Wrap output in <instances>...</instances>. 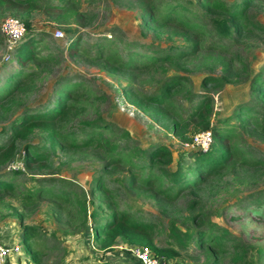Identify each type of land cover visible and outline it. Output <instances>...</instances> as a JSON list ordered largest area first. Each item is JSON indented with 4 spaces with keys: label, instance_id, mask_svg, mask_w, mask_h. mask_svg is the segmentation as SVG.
Returning <instances> with one entry per match:
<instances>
[{
    "label": "rangeland",
    "instance_id": "rangeland-1",
    "mask_svg": "<svg viewBox=\"0 0 264 264\" xmlns=\"http://www.w3.org/2000/svg\"><path fill=\"white\" fill-rule=\"evenodd\" d=\"M151 1L161 8L172 0ZM176 1L196 9L171 11L182 26L151 28L138 0H35L27 16L17 17L44 40L21 64L13 57L16 44L8 49L0 34V77L18 69L26 75L24 89L1 103L0 143L10 121L50 99L57 85L77 96L56 128L74 142L97 138L72 149L56 146L29 165L21 162L26 145L46 151L43 133L15 141L11 161L0 168L12 184L0 193V242L20 247L12 264H36L25 253L21 224L37 229L38 264H134L122 238L104 251L94 241V226L115 211L151 226L154 245L176 252L169 264H264V94L253 93L254 78L264 72V0H250L243 29L228 36L219 31L221 12ZM57 2L80 15L55 19L44 7ZM6 15L12 14H0V21ZM55 30L61 38H53ZM130 52L152 63L126 70L119 62ZM160 87L166 97L158 104L150 96ZM205 103L206 119L217 136L229 133L235 157L198 178L189 169L199 151L190 141L200 132L197 114ZM159 145L167 153L149 159ZM175 170L181 176L170 191Z\"/></svg>",
    "mask_w": 264,
    "mask_h": 264
},
{
    "label": "trees",
    "instance_id": "trees-1",
    "mask_svg": "<svg viewBox=\"0 0 264 264\" xmlns=\"http://www.w3.org/2000/svg\"><path fill=\"white\" fill-rule=\"evenodd\" d=\"M138 1L142 5L143 23L151 28H155L160 24L164 25L170 23L182 26L178 22L177 17L172 15L171 11L183 9L188 12L196 9L187 4L183 5L180 1L176 0H172L169 4H165L161 8L154 5L151 0ZM32 2H35V0H0V14L9 12L14 17L20 19L26 28V33L19 39L13 48V57L18 64L34 58L37 55V52L34 50L35 47H33V45H38L44 40L42 34L39 33L32 35L28 32L29 24L24 21L26 20V17H23V19L17 17H22V15L27 16L33 8ZM249 2L250 0H240L226 5L220 0H193L192 3L196 4V7H199L202 11L221 12L224 15V19L221 22L222 28L219 31L228 36L243 29V25L246 23L245 8ZM45 6L46 7L44 8H47V11L55 13L54 18L57 20L61 13H63L64 16L67 14H72L75 17L80 15V12L63 2L47 3ZM168 9L169 12H163ZM77 39L78 38L73 42L70 40L68 43L67 49L69 55H74L76 53L78 47ZM195 46L196 42L194 41L193 47ZM128 55L131 56L130 59L125 60L124 62H119L120 66L126 70L148 68L152 63L151 61L144 60L142 55H137L133 52H130ZM165 57L168 58L170 56L168 55ZM25 77L26 75L23 74V71L20 69L11 71L9 74L0 77V106L1 103L11 99L14 95L24 89L26 83V80L24 81ZM172 79L176 80L175 78ZM59 86L60 85L54 86V92L50 99H47L43 104L35 105L29 110L22 111L20 115L15 116L10 121L8 128L11 133L0 143V168L2 166L4 167L11 161L15 151V141L27 137L36 130L43 133V137L47 141L48 146L46 151H43L44 148H42L43 150L37 149V146L34 144L32 146L26 145L25 155L22 157L21 161L24 165H29L31 162L36 164L45 160L46 157L53 152L56 146L63 149H72L74 147L87 146L92 141L97 140V138H95L96 135L94 134L92 137L89 135V138H83L80 142H74L73 139L70 140L72 137L70 133L61 132L56 128V125L60 120L72 109L73 104H71V101L74 100L73 97L77 96L74 89L68 87L59 88ZM253 93L256 95L259 93L264 94V72L254 78ZM165 97V91L160 87L159 90L156 89L154 93L151 94L150 100L161 104L164 102ZM207 109L208 104L205 103L202 107L201 113L197 114L200 123L199 129L200 131L209 130L211 138L213 137L214 141L211 142L209 148L205 152L198 151V153L192 157L189 169H193L197 173L198 178L209 175L214 169L223 167L228 161L235 157L234 151L228 145L230 137L229 133L223 131L221 132V135L217 136V131H215L214 126H212L206 119L204 111ZM241 109H244V103L236 107V113L239 114L238 111ZM98 127L102 126L94 125L93 130L96 131ZM89 129L91 130L92 127H89ZM166 153V148L159 145L155 146L148 152V157L152 160L161 155L163 156ZM3 176L0 175V193L12 189L10 180ZM180 176L181 174L176 170L169 174V179L171 181V186L169 187L170 191L174 188V184L179 181ZM185 181L187 182V180ZM134 182L136 183V179H134ZM194 183L195 182L192 181L190 186L194 185ZM155 192L156 194L163 193L166 196L169 193L160 190ZM21 229L20 236L25 253L28 254L32 262L38 264L39 252L35 249L33 243L37 229L35 226L23 224H21ZM93 232L94 241L97 244L98 249L103 251L111 249L115 239L120 237L130 246L147 247L156 256H164L166 259H169L176 255V252L173 249L159 248L154 245L150 235L151 226L145 222H136L126 212H112L109 219H105L101 224L94 226ZM219 240V236L213 238V242L215 243ZM204 241L207 240H202V242Z\"/></svg>",
    "mask_w": 264,
    "mask_h": 264
},
{
    "label": "built area",
    "instance_id": "built-area-1",
    "mask_svg": "<svg viewBox=\"0 0 264 264\" xmlns=\"http://www.w3.org/2000/svg\"><path fill=\"white\" fill-rule=\"evenodd\" d=\"M26 33L24 23L10 15H6L0 21V34L11 49L19 39ZM53 38H61L62 32L55 30L52 33ZM212 142L209 130H203L195 134L190 144L197 150L205 152ZM127 255L133 260L134 264H169V259L164 256H156L145 246H129L125 249ZM129 251V252H128ZM20 255V247L17 243L0 242V264H12L13 258Z\"/></svg>",
    "mask_w": 264,
    "mask_h": 264
}]
</instances>
